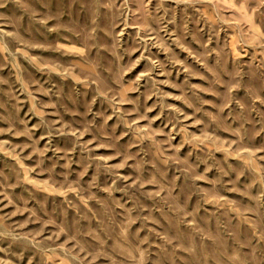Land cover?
Masks as SVG:
<instances>
[{"label":"rangeland","instance_id":"obj_1","mask_svg":"<svg viewBox=\"0 0 264 264\" xmlns=\"http://www.w3.org/2000/svg\"><path fill=\"white\" fill-rule=\"evenodd\" d=\"M0 264H264V0H0Z\"/></svg>","mask_w":264,"mask_h":264}]
</instances>
